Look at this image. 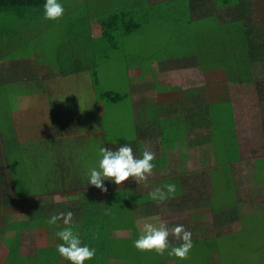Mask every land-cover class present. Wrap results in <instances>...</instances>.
Returning <instances> with one entry per match:
<instances>
[{
    "label": "crops",
    "instance_id": "1",
    "mask_svg": "<svg viewBox=\"0 0 264 264\" xmlns=\"http://www.w3.org/2000/svg\"><path fill=\"white\" fill-rule=\"evenodd\" d=\"M90 1L96 4H103L105 2V0ZM145 1L148 2L149 8L152 7L151 12L148 11L146 18H155L162 12H166L165 9L158 10L155 7L156 5L162 3H171L173 5L179 0ZM185 1L186 3L193 4V0ZM246 1L251 5V0ZM199 6H201V9L193 12L192 15L195 18L201 19L206 17L203 16V1ZM251 8H248V10L251 11ZM222 11H219L221 15H226ZM118 13L114 10L107 17L101 15L91 17V24H93V20H98L101 24V32L95 37L105 35L102 19L109 16L117 19L119 18ZM252 16L250 14L251 18ZM217 17L220 16L217 15ZM222 22H220L219 18V23ZM1 33L3 32L0 31ZM93 33L92 28V36H94ZM12 37L7 39V57H9L5 65H0L1 69L5 70L1 72V75L6 83L12 84V79L19 77L21 79L20 84L26 87L23 94L28 93L32 91L33 83L25 80V78H28L26 75L32 77L34 70L39 73H45L43 80L47 81L43 83L44 90L41 92L42 95L40 97L46 100V94L50 92L51 97H48L51 99L49 110H52L65 99L64 95L71 93L67 89H61V87L72 84V79L75 81L76 75L90 77L88 78L90 81L89 87L85 91L81 90L80 92L84 93L85 98L86 96L88 97L86 101L91 102V106L86 110L91 109L93 115L89 117L84 113L82 116V112L74 102L73 104L70 103L73 107L69 108L67 114H65L66 123H58L56 118L43 119L41 116L45 115V111H40L41 116L28 115L31 118V122L25 124L21 128V131H17L16 127H14V132L20 133L21 137L26 138L23 141H16L17 143H30L31 146L37 147L40 152L38 155L32 153L33 158L36 160L32 166L22 165L18 161L17 170L15 173H9V176L11 177L12 175L13 179L20 180V185L24 188L26 187L25 189L28 191L26 195H29V199H31V196L37 197L36 203L40 205L37 208V212H44L46 222H43L41 228L36 231L29 230L25 227L29 226V221L33 215L31 211L20 210V206L23 205L22 203L20 205H12L11 197L9 200H0V264H13L14 259L16 260L15 264H33L34 262L37 264V258L41 260L45 257V260H48L47 256L52 258L55 257L53 255H59L56 246L62 243V241L59 240L55 233L62 230L65 225H63L62 221L58 222L57 225L48 224L47 221L51 215L72 212V227L73 231H75L74 229L81 226L79 224L81 218L82 220L83 218L89 219L88 215L85 214V205L91 204V202H101L104 199L107 201L108 197H111V203L117 206L115 210L119 213L111 218V222L118 223L119 226L117 227V231L108 237L110 242L122 244L126 240L135 241L138 237L134 235L132 227L127 229L122 227L125 222L134 221L139 236V227L142 221L150 217H157L161 211H168L170 213H178L177 218L182 220L181 222L176 220L174 223H169L168 226L184 225L186 230L192 233V242L200 243L204 253H200V248L197 252H191V250L187 259L179 260L175 257H169L167 252L161 256L155 252H140L136 249V253L132 252V260H127L122 255L125 260L110 259L107 264H133V261H140L141 264H222L221 251L217 249L208 251L207 249H203V246H206V238H209L211 243L217 244L220 238L237 233L242 228L243 222L240 220V214H238V217H234L235 215H233L227 224L219 221L217 213L215 214L213 203L210 201L213 206L209 204V198L213 196V194L210 195V191H213V189L209 188H213L214 179L212 173L221 167L214 152L215 138L217 135L221 136L219 134L220 129L216 127V121L225 117L227 113L223 111L219 118L216 116V108L207 111L206 106L210 108L211 106L216 107L231 103L236 111L238 105H236V101H232V93L235 91L237 93V87H246L254 83V68L257 64L253 62H245L244 64L241 62H223V59L220 57L221 48L217 56L216 49L213 48L211 51L207 49L208 53H213V56L209 58L212 61L206 63L202 57L204 55L202 45H195L190 42L180 48L177 47L178 49L174 48V54H161L158 58L152 57L146 66H137V68L133 69L132 79L134 82L132 91L130 92V102L134 123L131 131L127 132L124 128H120L115 132L118 138L112 142H109L108 135H104L102 132H98L97 136L107 141L104 147L113 150L118 146L126 143L129 144L138 158L142 157L143 150L146 147L149 148L156 154V158L152 162L154 164L153 173L145 183L139 185L131 178L119 186L111 180H104L103 183L107 188V192H102L89 184L90 171L83 168L90 167L83 160L79 159L81 157V147L84 144L83 140H87L90 137L89 141H92L93 136L90 135L93 133V129L98 130L96 123H100L102 116L105 115L104 109L99 112L97 107L94 108L93 102L97 98H100L102 93L98 92L99 86L96 88L93 86L92 72L87 70L80 74L75 72L78 65L81 67L84 64V67H88L86 62L91 61L90 51L88 55L74 54L77 53V46L70 42L73 45L70 46L67 52L68 59L66 62L63 64L50 62V57L47 55L43 65L40 67L37 63L41 61L42 52L46 50V47L43 45L44 41L36 38L38 46L41 48L39 51H35L36 56H30L29 48L26 47L30 42L29 35L21 31ZM61 41L64 40L61 39ZM17 44L25 48L24 53L14 51ZM63 45L65 51L68 45ZM164 51H168V48L161 50V52ZM103 61L106 67H113L107 59L98 57L96 67L99 74L104 71L103 68L98 69V67L104 66L101 64ZM238 69H242L244 72L242 76L245 77L239 75L241 73L237 72ZM128 71H132V69L128 68ZM248 74L250 76L247 77ZM47 77L50 78L46 79ZM85 81L82 82V88H86L84 86L87 84ZM3 85L5 84H0V87ZM223 86L226 87L222 89ZM247 89L244 91H247ZM92 90H96L97 93L94 100L91 98ZM38 92L40 93V89ZM225 95L227 96L225 97ZM23 96L28 98L26 95ZM72 97L75 101L77 100L75 92ZM24 102L21 106L28 103L31 109L36 110L39 108V103L30 100V97ZM233 102L236 104L233 105ZM24 111L22 110L21 114ZM230 112L233 117L231 110ZM236 127L240 132L239 123L235 120V129ZM262 130L263 132L255 136L241 135L240 132L238 155L235 158H232L231 154L229 155V165H231L232 173L229 180L230 190L233 193V200L242 204V207H238V213H264V166L259 162V160L264 159V128ZM40 132L42 133L40 134ZM43 132H48V136L43 135ZM9 133L8 131V134L5 135L9 136ZM35 138L41 143L35 141ZM67 140H69V144L64 145L63 142ZM61 141L63 142L61 143ZM192 165L194 169L190 170V166ZM95 168H98V164ZM29 174H35L38 179L43 180V184H39L38 190L30 188V183H32L31 180L33 179L28 177ZM71 178L74 183H72L70 189ZM3 179L2 183L5 185L7 183L8 185L9 183L5 176ZM170 183L176 185L174 196H170L165 202L160 204L150 199L149 193L151 191L156 187ZM240 183H243L242 186L246 193V199L239 198L238 196L237 191L241 185ZM55 188H62L63 191L66 190L67 192L70 190L69 195L62 193L63 196L69 198V206L73 202L71 197L80 193L81 195L79 196L83 197L80 206L61 210L57 208L55 203L47 202L48 200L45 201L44 198H41V196L54 195L55 199H57L56 196H61L62 194L55 193ZM252 205H254L252 208L254 212H251ZM166 206H170V208ZM207 211L215 216L212 222L206 221L209 215ZM186 212L189 214V218L184 221L182 215ZM26 213H30L31 217H26L24 220L22 218L18 220L17 217H14L15 220H13L12 216L19 217ZM8 218L13 221H9ZM208 223H212L211 226L214 225L215 230L212 231L211 229L209 234H206L204 228H211ZM17 224H20L19 228ZM83 226L85 225L83 224ZM31 231H46L47 236L36 238L25 235ZM224 231L227 232L223 233ZM125 232H130V236H126ZM79 236L82 244L88 246L85 237L82 234H79ZM263 238L264 232L262 231L257 243L258 245H264ZM251 241L255 244L254 234ZM169 242L171 245L178 243L171 236L169 237ZM261 258H264V253L261 255ZM33 259L35 261L31 263Z\"/></svg>",
    "mask_w": 264,
    "mask_h": 264
},
{
    "label": "rangeland",
    "instance_id": "2",
    "mask_svg": "<svg viewBox=\"0 0 264 264\" xmlns=\"http://www.w3.org/2000/svg\"><path fill=\"white\" fill-rule=\"evenodd\" d=\"M121 1V0H120ZM152 1H161V0H152ZM204 14H213V11L215 12L214 8V2L213 0H204ZM59 2L64 7V15L61 19L56 21H47L43 18L40 20V22L35 21L34 26L32 27L31 31H37L38 32V39H42L44 42H47L51 45L53 49L56 50V54H60L64 50V45L60 44L57 45L61 39L63 38L60 36H57V32L60 30H64L65 28H77V32L79 33V29L87 28L88 25V18H86V14L84 12V4H86V0L84 4L82 3V0H59ZM74 2L75 6H71ZM120 3V2H119ZM179 2H176L175 4L171 3H162L158 4L155 7L159 9H165L166 12H162L161 14L157 15V17L153 18H147L142 23V28L139 29V31L136 32V37H132L131 43L127 44L126 41H128L127 37L124 39L123 35H115V41H117V48L112 49L110 54L106 57L114 58H121L125 55L131 56V66H137V57L138 56H145V57H155L158 58L161 54H174L173 49L180 48L184 44H189L194 38L197 37L198 34L201 33L202 30L207 31L208 34L212 33L214 28L211 24V21L213 18L207 17V19H195L190 12L188 13L186 11V4L182 3L178 5ZM103 10L105 11L104 14H101V16L107 17L111 13L114 12L112 6L110 5V0H105L103 5ZM175 9L174 12H172L171 8ZM251 14L253 15L250 19V27L253 28V37L256 39V42L260 41V44H263L264 47V0H251ZM77 9V11L74 10V12L70 13L69 8ZM90 13L94 12V9H89ZM180 13H179V12ZM196 14V13H194ZM215 14H217L218 18H220V22L227 20L230 15H221V12L217 11ZM4 14H0V31L4 32L3 35L0 34V65H5V62L7 61V44H8V38L10 35H13V29L19 30V28H22L25 24H32L34 20H30L29 18L24 21H16L12 23L11 19L9 17L3 16ZM211 16V15H210ZM6 18L5 21L1 20ZM7 22L10 24L8 26ZM92 28L94 31V36H97L101 32V24L100 21L93 20ZM10 29V31H8ZM113 29L109 30L112 31ZM226 27L221 28V38L216 37L213 41L212 39L214 36L210 39L204 40L206 41V44H203V48H206L204 50L211 51V49H216V56L217 53L219 54L220 48L221 50V58H229V53L225 51V48H223V45H225L226 42H224V39L228 38V36H225ZM74 31H71V34ZM199 32V33H197ZM206 32V33H207ZM217 32V30H216ZM197 33V34H195ZM72 37V36H71ZM258 37V38H257ZM75 38V37H72ZM77 39V45H83L85 37L76 36ZM212 42H209V41ZM88 43H91L93 45V42H90L88 40ZM236 44V52L237 55L241 59V63H245V40L240 35L236 37L235 39ZM35 46V43H32V48ZM98 46L102 47H111L108 43H105L104 41H101ZM138 46V48H137ZM9 47V46H8ZM16 48H14V51L24 53L25 48L21 47L19 44L15 45ZM178 47V48H177ZM120 50V55L117 52V50ZM168 48V51L161 52V50ZM110 49V48H109ZM208 49V50H207ZM52 50V49H51ZM175 50V49H174ZM30 56H36L35 52H30ZM77 54V53H74ZM47 55H50L48 52H42V58L41 61L38 62V66H42L45 57ZM261 57L260 62H257V65H255L254 68V74H255V81L251 85H247L246 87H237L238 91L232 93L233 100L236 101L233 102V105L236 104L237 110L235 111L231 103H226L225 105H218L216 107H210L206 106L207 111L212 108H216V116L220 118V115L223 111H226L227 115L220 120L217 119L216 121V127L219 128V134L215 138V157L219 162V165L221 166L219 170H216L213 174V188L209 187L210 189H213V191H210V195L213 194L212 202L215 208H220L221 206H227L230 211H237L238 207H242V204H239L240 202H235L233 200V193H231L230 190V177H231V165H229L230 161V152L232 150L231 156L232 158H235L238 155V148L240 147L238 141L240 140V132L241 135L247 134L250 136H255L256 134H259L263 132L264 124V49L261 51ZM105 56V54L103 55ZM85 63V61H84ZM140 63H145V59L141 58ZM104 66L98 67V69L103 68V72H100V75L97 79V82L99 84L98 92L99 93H106L108 91H113L114 93H117L119 95H125L126 93L132 91L133 86V79L132 74L133 71H128L129 63L127 61L121 62V64H115V67L112 68V66H105V62H101ZM147 64L145 63L144 66ZM243 67H245L243 65ZM35 68V67H34ZM4 69H1L0 66V84H5L0 87V200H9L11 197V204L16 205L22 203L23 205L20 206V210H29L32 214L35 213V209H37L40 205H37V197L31 196V199H29V195H26L28 191H26V187H22L20 185L19 179H13L12 175L9 176V173H15L17 170V165H19L18 161H20V164L22 165H33V162L36 160L33 158L32 153L34 155H38L40 150H38L37 147L31 146V144L26 143H17L16 141L25 140V137H21L20 133L14 132L13 129L16 127L17 131H21V128L24 127L25 124H29L31 122V118L28 116H41L40 111H45V115L41 116L43 119H49V118H56V121L58 123H66L65 114H67V111L69 108L73 107V103L75 102L78 106V109L82 112V116L84 113H86L89 117H91L93 114L91 113V109L86 110L89 106H91L90 101H86L88 97L84 93H81V90L87 89L89 87V79L90 77H83L76 75V80L72 79V84L69 86H63L61 89H67L71 93L64 95L65 99H63L62 102H60L54 109L49 110V106L51 104V99L48 97H51L50 92H47L46 100L41 99L42 91L44 90L43 83H45L47 80H43L45 77V73H39L34 70L33 76H28V78H25L26 81L33 83L32 91L28 93L23 92L26 90V87L21 83V79L13 78L12 84L6 83L3 80V77L1 75V72H4ZM87 74V73H85ZM89 75V74H88ZM235 76V75H234ZM245 77V76H242ZM30 78L34 79L31 80ZM50 77H47L48 79ZM84 78V79H82ZM85 82L84 86L86 88H82V82ZM26 83V82H23ZM23 85V86H22ZM226 86H223L225 88ZM233 87V86H231ZM72 88V90H71ZM230 88V87H229ZM246 88L247 91H244ZM40 89V93L38 92ZM232 91V90H231ZM74 92L76 93V101L73 99L72 96H74ZM30 97V100L35 101L36 103H39L38 111L37 109H31L28 105V103L21 106L22 103H25V100H28L25 96ZM97 95L96 90H92L91 92V98L93 100L95 99V96ZM220 95V94H219ZM218 96V95H214ZM227 95H225L226 97ZM85 98V99H84ZM93 102L94 108L97 107V110L100 112L105 110V115L102 116V121L100 123H96V126L98 130L93 129V133L90 136H93L92 141L90 140V137L87 140H83L84 144L81 147V157L79 159L83 160L85 164H88L90 168H83L84 170H91L92 168H95L96 165L99 162L100 159V149L107 144V141L99 136H97L98 132H102L104 135H108L109 142L115 141L117 139V132L120 128H124L125 131L130 132L133 127V116L131 112V103L127 102L124 104H112L109 101H103L98 100ZM74 100V101H73ZM249 100V101H248ZM69 103H68V102ZM224 101V100H223ZM248 101V102H247ZM30 103V102H29ZM72 103V104H70ZM233 113L230 112V110ZM29 109V110H26ZM24 111L23 114H21V111ZM206 111V113H207ZM73 117V114H72ZM79 119V118H78ZM73 120V119H72ZM77 120V119H76ZM235 120L239 123L240 126V132L238 128L234 127L233 122L235 124ZM221 125V126H220ZM108 127V129H106ZM234 127V129H233ZM223 128V129H222ZM233 129V131H232ZM222 130V133H221ZM9 133V136H6ZM5 132V133H4ZM42 132H40L41 134ZM6 134V135H5ZM43 135L48 136V132H43ZM246 137V136H245ZM245 139V138H244ZM256 140V139H255ZM35 141L39 142L38 140ZM63 141H61L62 143ZM33 143V142H31ZM36 143V142H34ZM41 143V142H39ZM64 145L69 144V140L63 142ZM41 147V146H39ZM116 149V148H115ZM228 150V151H227ZM264 158V157H263ZM262 166H264V159L259 160ZM10 164V165H9ZM260 165V164H259ZM261 166V167H262ZM194 169L193 165L190 166V170ZM4 176L7 179V182L9 183L7 185L3 184ZM263 176V173H262ZM31 179L30 188L38 190L39 184H43V180L38 179L35 174L29 176ZM74 183L71 178L70 183V189L71 185ZM240 187L238 188V196L242 199H246V193L244 192V188L242 186L243 183H240ZM69 188V187H67ZM53 192V191H52ZM55 193H63L66 195H69L66 190L63 191V189L55 188ZM244 192V193H243ZM56 196L57 199H55L53 196H41V198H44L45 201L50 203H55L57 208H60L61 210H67L69 207H79L81 203L82 196L80 197L79 194H75V196H72V205L69 206V198L66 196ZM21 201V202H20ZM45 203V202H44ZM30 206V208H29ZM254 205L251 206V212ZM167 208H170V206H166ZM31 209V210H30ZM242 209V208H239ZM208 212V211H207ZM178 213H170L166 211H161L157 217H159L161 220H163L165 223H174L177 221H182L180 218H177ZM208 217L206 221L212 222V220L215 218L213 214L208 212ZM241 215L240 220L243 222L242 228H240L237 233H233L230 236H225L220 238L218 240L217 244L211 243L209 241V238H206V246H203V249L208 250H219L222 252V264H264V258H261V255L263 252H261L259 249H257L252 241L251 238H253V234L255 237V244L258 243L260 234L263 231L264 232V213L263 214H251V213H239ZM31 217L30 213L23 214L21 216H12L13 220L14 217H17L18 220L21 218L24 220L26 217ZM29 217V218H30ZM182 218L185 220H188L189 214L186 212L182 215ZM202 218V217H198ZM9 219V218H8ZM12 219H9V221H13ZM246 221V223H245ZM211 228L207 227L204 228L206 230V234H209V231L212 229V231L215 230V226H211L212 223H208ZM17 227H20V224H17ZM26 228V227H25ZM29 229V228H28ZM140 230V227H139ZM227 230V229H226ZM36 231V230H35ZM227 231H224L223 233H226ZM46 231H39L34 232L31 231L30 233H26L25 235L34 236L38 238L39 236H47ZM215 233V232H214ZM126 236H130V232L124 233ZM216 234V233H215ZM1 235V232H0ZM264 241V238H263ZM264 246V245H263ZM200 248V253H202V247L200 243H193V248L191 249V252H197ZM14 253V252H13ZM12 253V254H13ZM204 253V252H203ZM55 257H49L46 258L50 259L49 263H46L45 257H43L40 261L37 262V264H53L58 258H61L60 255H53ZM10 259V258H7ZM4 260V259H3ZM51 260H53L51 262ZM35 260L33 259L31 263H33ZM16 263V260L14 259L13 264ZM24 263V261H22ZM33 264H36L34 262Z\"/></svg>",
    "mask_w": 264,
    "mask_h": 264
},
{
    "label": "trees",
    "instance_id": "3",
    "mask_svg": "<svg viewBox=\"0 0 264 264\" xmlns=\"http://www.w3.org/2000/svg\"><path fill=\"white\" fill-rule=\"evenodd\" d=\"M78 1V0H77ZM206 2L204 0H193V4L186 3L185 0H179L177 2L178 5L185 3L186 4V11L192 15L193 12L200 10L201 6H199L200 3ZM210 1V0H209ZM85 0H82L81 4H84ZM86 4H84V12L86 14V18H88L89 22L87 25V28L79 29V33L76 31L77 28H65L64 30L58 31L56 34L57 36L63 37L59 39H63L64 41H60L59 44H66L67 49L60 54H56V50L51 47L49 43H43V45L46 47L44 50L45 52H48L50 55L49 61L54 62L57 64H63L67 61L68 57V50L71 45L76 44V51L78 55H84L89 53L91 54V61H87L88 67H84V64L78 65L76 68V73L80 74L85 72L86 70L89 72H92L91 78L93 81V86L96 88L99 86L97 79L99 77V72L96 67V61L97 58H105L109 63L113 65L112 68H114L115 64H121V62L127 61L129 65V69H135L140 66H144V64L150 62V59L152 57H145V56H138L137 66H131V56H119V58L106 57L110 54L112 49L117 48L115 44H117V41H115V35H123L124 39L127 37L128 41H126L127 44L131 43L132 37H136V32L139 31V29L142 28V23L146 22L147 19V13L148 11L152 9L149 8L148 2L145 0H111L110 5L112 8L119 12V18L113 19V16H109L108 18H103V26L105 28V35L101 37H95L92 36L91 30H92V19L93 16H100L101 14H104L105 11L103 10V7L101 5L103 4H96L94 2H91L90 0H86ZM120 2V3H119ZM214 2V8L215 12L213 11V14H204L203 16H206L201 19H207V17L213 18L211 21V24L214 28L213 32L208 34L207 31L202 30L200 34L197 35L196 38H194L191 43L195 45H202L206 44L207 39H210L214 36L212 41L216 37L221 38V28L226 27L227 30H225V36H228V38L224 39L225 45H223V48H225V51L229 53V58H221L223 59V62L226 63H240L241 59L237 55L236 52V44L235 39L238 36H242L245 40V62H253L257 64V62H260V57L262 49H264L263 44H260L259 42H256V39L253 37V28L250 27V14L251 11L248 10V8H251V5L247 3L248 1L244 0L241 2V0H213ZM45 3V0H0V14L3 13L5 17H9L12 21V23L16 21H24L26 19L34 20L32 24H25L22 28H19V30L13 29V35H10L9 38L12 36L19 34L21 31H24L26 34L29 35V44L28 47L30 52H35L36 50L39 51L41 47L38 46V42L36 38H38V32L37 31H31L32 27L35 24V21L37 19L38 22L43 18V5ZM246 3V4H245ZM188 4V5H187ZM246 5V6H245ZM71 6H75L74 2ZM94 9V12L89 11V9ZM70 13L77 11V9L69 8ZM226 13L227 15H230L227 20L223 21L222 23H219V18L215 14L217 11H221ZM175 9L172 8V12H174ZM204 11V9H203ZM179 12V11H178ZM93 13V14H92ZM180 13V12H179ZM193 16V15H192ZM198 19V18H195ZM3 21L6 20V18L1 19ZM8 26L10 25L7 22ZM113 29L112 31H109ZM217 30V32H216ZM10 31V29H8ZM71 31H76L72 33L71 37ZM207 32V33H206ZM4 33V32H3ZM3 33L1 35H3ZM199 33V32H197ZM195 33V34H197ZM76 36H82L85 37V42L83 45L78 46L77 45V39ZM13 38V37H12ZM258 38V37H257ZM88 40L90 42H93V45L91 43H88ZM101 41H104L105 43H108L111 47H102L98 46ZM211 40L209 42H212ZM35 43V46L32 48V43ZM72 42L73 44H70ZM110 48V49H109ZM138 48V46H137ZM52 49V50H51ZM206 49V48H204ZM222 50V49H221ZM120 55V50L118 48L117 52ZM105 54V56H103ZM203 59L206 61V63L212 61L211 56H213V53H208V51L204 50L203 52ZM9 57V56H8ZM7 57V58H8ZM89 57V56H88ZM221 57V53H220ZM144 58L145 63H140V59ZM90 59V58H89ZM80 64V63H78ZM251 69V68H250ZM237 72H240L239 75H244V72L242 69H238ZM239 76V77H241ZM250 76V74L247 75V77ZM103 101H109L112 104H122L124 102H130L131 100V93L130 91L126 93L125 95H119L114 92H106L101 95V97L98 99ZM131 103V102H130ZM233 125L235 127V124L233 122ZM233 127V129H234ZM232 129V131H233ZM228 151V150H227ZM230 154L232 153L231 151ZM210 201L212 202V197L209 198V204L213 206ZM213 203V202H212ZM85 214L88 215L89 219L87 218H81V221L78 228L74 229L77 231L80 235L82 234L85 237V240L88 242V246L90 248H94L96 250L95 257L91 260H87L84 262V264H107L110 259H120L125 260L124 258H127V260H132L133 253H136L137 250L133 246V241L126 240L124 243H117V242H110L108 240V237L111 234H114L115 231H117V227L119 226L118 223L111 222V218L114 215L119 214L115 208L114 203H111V197H108L107 201L104 199L101 202L96 203H88L85 205ZM108 213V214H106ZM217 213V217L219 218V221H223L225 224H227L233 215L234 217H238L237 211H230L227 206H221L220 208H215V214ZM231 213V214H230ZM45 221L44 218V212L38 213L37 209H35V213L32 215L29 226H26V228H29V230H38L41 228V224ZM83 224L85 226H83ZM123 228H131L134 230V235L138 237L137 232V226L134 224V221H128L125 222V224L122 225ZM257 249L262 251L264 253V246H260L258 244H253ZM262 248V249H261ZM133 252V253H132ZM122 255L125 257L123 258ZM40 261V258L38 259ZM53 260H51L52 262ZM50 259L46 260V263H49ZM52 264V263H51ZM53 264H70L69 261L63 260V259H57ZM133 264H141L140 261H133Z\"/></svg>",
    "mask_w": 264,
    "mask_h": 264
},
{
    "label": "clouds",
    "instance_id": "4",
    "mask_svg": "<svg viewBox=\"0 0 264 264\" xmlns=\"http://www.w3.org/2000/svg\"><path fill=\"white\" fill-rule=\"evenodd\" d=\"M64 7L59 0H45L43 5V19L56 21L63 17ZM100 159L98 168H92L89 175V184L95 186L102 192H107L104 180H111L116 185L131 178L138 185L145 183L153 173L156 158L155 152L145 148L142 157H137L129 144L116 147L115 150L103 147L100 149ZM176 192L175 184H165L156 187L149 193L151 200L157 204L165 202ZM108 214V213H106ZM62 221L65 227L55 235L62 243L57 244L56 250L61 258L70 264H84L85 261L95 257L96 250L82 244L79 233L73 231V213L52 214L47 223L57 225ZM173 237L178 243L171 245L169 237ZM133 246L140 252H155L163 256L166 252L169 257L179 260L188 258V254L193 248L192 233L186 230L184 225L179 224L169 227L167 223L159 217H150L140 223V234L133 242Z\"/></svg>",
    "mask_w": 264,
    "mask_h": 264
}]
</instances>
